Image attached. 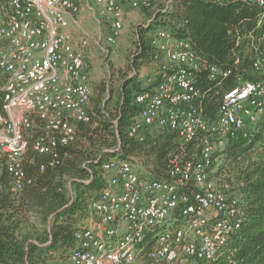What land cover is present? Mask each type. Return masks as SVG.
<instances>
[{"label":"built area","instance_id":"obj_1","mask_svg":"<svg viewBox=\"0 0 264 264\" xmlns=\"http://www.w3.org/2000/svg\"><path fill=\"white\" fill-rule=\"evenodd\" d=\"M153 1L126 0L132 9H148ZM204 1H241L264 11V0ZM95 3L108 22L107 42L114 44L123 28L120 0ZM4 10L0 167L12 176L16 189L28 149L49 154L57 144L73 140L76 123L90 121L92 90L90 66L81 51L88 42L82 38L75 47L67 31L79 11L78 0H5ZM150 45L159 79L152 87L151 77L149 88L136 94L140 111L127 136L141 142L150 127L168 128L183 142L200 137L199 154L189 160L172 158L167 180L142 176L140 162L138 166L117 159L104 162L106 187L92 200L88 217L74 233L75 248L65 264L207 262L240 226L237 200L211 178L212 154L264 116V43L254 47L251 64L261 81H243L226 92L212 121L204 118L198 104L194 81L202 64L191 46L164 29L153 34ZM203 67L209 80L227 76L217 65Z\"/></svg>","mask_w":264,"mask_h":264},{"label":"trees","instance_id":"obj_2","mask_svg":"<svg viewBox=\"0 0 264 264\" xmlns=\"http://www.w3.org/2000/svg\"><path fill=\"white\" fill-rule=\"evenodd\" d=\"M4 2L0 0V9ZM159 29L187 42L201 62L194 82L202 115L210 121L226 92L243 81L262 79L251 70L254 47L264 43L262 8L241 1L171 0L168 8L155 10L151 23L136 32V50L128 72H120L117 95L100 89L90 121L75 124L73 140L45 155L28 149L19 188L14 189L12 176L0 167V264L67 263L75 248L74 233L106 187L104 162H140L144 177L167 180L172 158L198 156L200 137L183 142L174 131L156 126L143 133L141 142L127 136L140 111L134 98L149 88L140 69L153 63L150 40ZM210 64L225 71L226 78L209 80L203 65ZM212 158L211 178L237 200L241 222L212 259L191 264H264V116L247 124L244 134L216 147Z\"/></svg>","mask_w":264,"mask_h":264},{"label":"rangeland","instance_id":"obj_3","mask_svg":"<svg viewBox=\"0 0 264 264\" xmlns=\"http://www.w3.org/2000/svg\"><path fill=\"white\" fill-rule=\"evenodd\" d=\"M167 1L154 0L148 9H132L126 0H120L123 28L116 42L110 44L107 42L108 22L103 9L95 3V0H78L79 11L73 18L74 22H70L69 30L75 32L78 48L80 39L86 38L88 42L81 51L90 66L88 72V82L92 90L88 104L90 113L93 100H96L103 86L108 88V92L113 96L117 95L120 72H128V64L136 50L137 30L147 27L151 23L154 11L163 7ZM4 13L5 10L0 9V21ZM179 264H191V262L184 261Z\"/></svg>","mask_w":264,"mask_h":264},{"label":"crops","instance_id":"obj_4","mask_svg":"<svg viewBox=\"0 0 264 264\" xmlns=\"http://www.w3.org/2000/svg\"><path fill=\"white\" fill-rule=\"evenodd\" d=\"M72 22H74V21H72ZM69 27H70V24H69V26L67 28V31H68V33L71 36V41H72L73 45L75 47H77L78 43L76 42L77 38H75V32L70 31ZM156 72H157V69H156L154 64H151L150 66H147V67H142L140 69L141 76H144L143 85L145 87L149 84V80H150L151 77H152V83L155 81L156 78H158L157 75H156Z\"/></svg>","mask_w":264,"mask_h":264}]
</instances>
